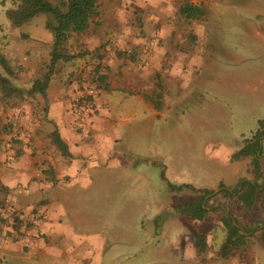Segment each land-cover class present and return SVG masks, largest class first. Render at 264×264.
<instances>
[{
    "label": "crops",
    "instance_id": "obj_1",
    "mask_svg": "<svg viewBox=\"0 0 264 264\" xmlns=\"http://www.w3.org/2000/svg\"><path fill=\"white\" fill-rule=\"evenodd\" d=\"M170 1L175 2L98 0L87 31L79 32V46L64 48L74 56L67 60L70 65L62 80L63 87L49 90L48 82L45 96L37 93L20 97L14 107L5 110L0 103V204L9 198L14 210L13 214L6 211L0 216V264H229L228 260L234 262L230 264L245 263L240 259L241 244L232 248L227 257L220 255L221 245L244 234L249 224L239 211L241 201L233 191L241 187L229 193L223 185V194L213 185L210 189L214 192L203 198L206 213L201 219L187 216L188 224H162L164 216L175 212L179 205L163 212L161 197L147 201L148 206L155 203L158 208L154 207L150 216H134L133 224L131 191L125 189V172L116 175L121 182L117 188L105 189V183L101 189L85 191L92 180L89 168L104 165L108 170L114 162L123 166L130 163L129 157H120L116 151L124 133L132 132L128 124L139 121L148 109L158 115L160 109L169 106L173 88L184 80L189 69L199 68L202 63L204 44L199 32L194 29L184 34L176 27V20L171 19L173 15L163 17L162 13L170 9ZM218 1L183 0L181 4L192 3L203 9L200 18H185L177 11L189 25L199 27L202 22L204 30L205 5L210 7ZM41 33L42 36L32 30L28 38L35 43H50L48 55L37 57V69L25 67L28 74L36 72L38 77L50 60L52 48L51 32L44 26ZM192 34L197 38L191 46L188 40ZM180 36L188 40L179 41ZM8 37L2 42L5 53L0 49L5 57L12 56L15 47L24 57L31 54L17 35ZM109 46L115 53L107 60L105 51ZM128 49H132L133 58L127 56ZM141 55L143 60L137 62ZM97 56L103 63L106 86L100 89L99 107L86 121V131L79 132L73 127L71 98L80 77L93 75ZM24 131L31 133L27 143L22 139ZM55 136L62 140L64 148L56 144ZM232 154L228 153L230 161ZM112 177L109 173L100 174L102 182ZM86 192L94 200L106 198L100 200L102 206L107 205V218L101 224H78V212L84 209L79 198ZM143 193L148 196L151 191ZM228 193L231 196H225ZM115 213L117 219L110 215ZM35 214L42 216L37 225L24 222ZM236 214H240V222L238 232L233 233L229 227ZM195 234L205 239L202 252L196 245ZM249 235L251 232H246L243 240ZM164 250L174 258H164Z\"/></svg>",
    "mask_w": 264,
    "mask_h": 264
},
{
    "label": "rangeland",
    "instance_id": "obj_2",
    "mask_svg": "<svg viewBox=\"0 0 264 264\" xmlns=\"http://www.w3.org/2000/svg\"><path fill=\"white\" fill-rule=\"evenodd\" d=\"M197 1L202 3V0ZM170 2V9H164L163 17L171 18L168 14L173 15L171 19L176 20V27L184 34L194 29L199 32L203 38L200 41L204 44L200 54L202 63L199 68L189 69L184 80L173 88L169 106L160 109L158 115L148 109L139 121L128 124L133 128L132 132L124 133L116 151H119L120 157H129L130 163L125 162L123 166L114 162L108 170L104 165L89 168L92 182L85 191L91 193L101 189L105 183V189L117 188L121 182L116 175L125 172L128 180L124 182L125 189L131 191L129 199L133 224L136 215L150 216L152 209L158 206L153 203L150 207L147 201L160 197L163 212L169 211L170 206L179 205L175 212L164 216L162 224H188L186 217L194 214L199 203L203 206L204 197H200L202 189H210L213 185L218 187L219 183H223L231 192V189L241 187L242 182L245 186L251 182L258 187L254 194L255 202L247 207L245 201H241L239 207L244 219L249 222L243 233L251 232L241 244L240 259L244 264H264V137L255 157L250 154L231 161L228 157L229 152L249 148L244 139L254 133L258 120L264 118V0H220L210 7L207 4L204 30L202 22L196 27L183 21L177 11L183 0ZM12 6V0H0V49L5 53L2 42L14 34L31 49L28 57L18 54L16 47L11 50L12 56L5 54L14 70L12 83L28 88L38 73L32 76L25 67L37 69V57L47 56L51 47L47 42L35 43L28 36L32 30L42 36L41 29L45 26L47 14L39 13L21 26L13 27L5 14V10ZM80 35L82 33H72L60 48L79 46L76 42ZM184 40L188 38L180 36L179 41ZM195 40L188 42L192 46ZM130 50L126 51L127 56L133 53ZM78 54L83 53L79 51ZM99 57L94 59L93 70L103 64ZM69 65V61L62 58L55 62L49 90L58 91L59 87H63L62 80ZM0 71L3 72L1 67ZM18 99L20 97L7 101L0 99V103L4 110L11 109ZM120 126L125 128V124ZM102 173L114 177L102 182ZM168 188L176 191L169 192ZM145 191L151 193L147 196L143 193ZM87 192L79 198L84 209L78 212V224H101L107 218L104 214L107 213V205L102 206L100 200L106 198L94 200ZM221 192L224 194V190ZM110 215L117 219L116 213ZM235 220L232 223L237 226L240 214L235 215ZM166 238H163L164 244ZM163 257L174 258L168 255L167 250L163 251ZM227 263L234 262L228 260Z\"/></svg>",
    "mask_w": 264,
    "mask_h": 264
},
{
    "label": "trees",
    "instance_id": "obj_3",
    "mask_svg": "<svg viewBox=\"0 0 264 264\" xmlns=\"http://www.w3.org/2000/svg\"><path fill=\"white\" fill-rule=\"evenodd\" d=\"M98 0H12L14 6L8 7L5 10V14L11 22L13 27H19L23 23L30 20L32 17L39 13H46L47 19L45 21V27L52 34V48L50 51V60L47 63L45 70L41 76L34 79L28 88H22L12 83L11 77L14 74V70L7 58L0 51V67L3 72L0 71V99L7 101L12 97H22L25 95L32 96L34 94H41L45 96V91L53 72L54 64L58 59L69 60L74 55L66 53L64 49L60 47L65 44L67 39L72 33H79L85 31L90 22V17L95 12L96 3ZM179 13L185 18H200L204 11L198 5L192 3H183L178 8ZM192 40V41H191ZM195 35L190 36V42H194ZM133 55V53H132ZM132 55L129 57L133 58ZM93 78L96 80L100 88H105V72L101 67H96L93 72ZM264 137V118L258 120V127L254 133L244 139L249 143V148L240 149L232 154L233 158L246 157L248 155H257L262 138ZM54 140L60 148H64L62 140L55 136ZM256 164V161H255ZM185 186H189L186 184ZM258 187L251 182L245 186V182H242L241 188L235 189L238 199L245 201L247 207H251L255 190ZM218 191L224 190L223 183L218 184ZM228 189V188H227ZM229 192L230 190H226ZM214 192V189H202L200 197L203 198L208 194ZM231 193V192H229ZM220 207V206H217ZM196 211L193 217L201 219L206 213L205 204L201 206L199 203L196 206ZM225 210V208H223ZM235 222L236 220L232 218ZM230 230L233 233L238 232V227L231 222ZM196 245L199 252L204 251L206 242L201 234H195L194 236ZM244 234L237 237H232L225 241L220 247V255L222 258L227 257L232 248L242 244ZM264 241V240H263Z\"/></svg>",
    "mask_w": 264,
    "mask_h": 264
},
{
    "label": "built area",
    "instance_id": "obj_4",
    "mask_svg": "<svg viewBox=\"0 0 264 264\" xmlns=\"http://www.w3.org/2000/svg\"><path fill=\"white\" fill-rule=\"evenodd\" d=\"M131 52L130 49L127 50ZM105 59L109 60L111 55L115 53L112 46H109L105 51ZM143 56H137L136 61L141 62ZM100 87L93 76H81L77 82V89L74 92L71 98V113L74 118L73 127L79 132H85L87 129L86 121L93 115V113L98 109L99 102L98 97L100 93ZM12 124L15 125L16 121H12ZM31 137L29 131L23 132L24 143H27ZM9 212L13 214V207L10 205V199H3L2 204H0V216L4 212ZM42 219L41 215H30L24 219L25 223L32 225H37ZM27 243V242H26Z\"/></svg>",
    "mask_w": 264,
    "mask_h": 264
}]
</instances>
